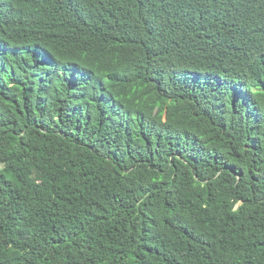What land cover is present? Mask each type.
I'll use <instances>...</instances> for the list:
<instances>
[{"label": "trees", "instance_id": "trees-1", "mask_svg": "<svg viewBox=\"0 0 264 264\" xmlns=\"http://www.w3.org/2000/svg\"><path fill=\"white\" fill-rule=\"evenodd\" d=\"M0 264H264V0H0Z\"/></svg>", "mask_w": 264, "mask_h": 264}]
</instances>
